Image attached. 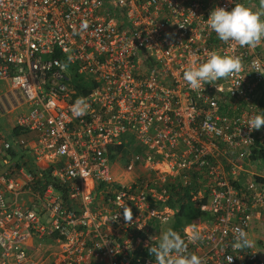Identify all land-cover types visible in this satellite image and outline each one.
Segmentation results:
<instances>
[{"label":"built area","instance_id":"1","mask_svg":"<svg viewBox=\"0 0 264 264\" xmlns=\"http://www.w3.org/2000/svg\"><path fill=\"white\" fill-rule=\"evenodd\" d=\"M235 3L264 13L259 0H0V80L27 106L9 132L0 126V264H37L45 244L50 264H156L150 248L186 187L206 214L174 229L189 252L264 264L253 240L264 159L252 156L260 129L246 125L263 110L264 41L241 47L207 28L215 7ZM212 52L241 70L193 91L183 72ZM78 98L88 105L79 117ZM120 146L124 166L111 158Z\"/></svg>","mask_w":264,"mask_h":264},{"label":"clouds","instance_id":"2","mask_svg":"<svg viewBox=\"0 0 264 264\" xmlns=\"http://www.w3.org/2000/svg\"><path fill=\"white\" fill-rule=\"evenodd\" d=\"M261 4L264 5V0H261ZM207 28L215 32L223 42H235L241 47L256 46L264 41V13H258L244 3H235L231 9L217 6L207 18ZM241 67L240 59L212 52L204 62L186 68L183 79L193 91H203L202 85L228 78L238 73ZM87 110V103L79 98L71 109L72 114L77 117L85 115ZM246 125L250 131L260 129L264 126V112L253 115ZM123 215L126 221H132L130 207L124 206ZM235 236L241 248H251L254 244L242 230L235 233ZM189 239L198 240L200 235L197 233ZM150 252L155 257L156 264H204L203 258L196 252H189L184 239L171 228L161 235ZM231 260L232 258L228 259Z\"/></svg>","mask_w":264,"mask_h":264},{"label":"trees","instance_id":"3","mask_svg":"<svg viewBox=\"0 0 264 264\" xmlns=\"http://www.w3.org/2000/svg\"><path fill=\"white\" fill-rule=\"evenodd\" d=\"M79 80V79H78ZM79 85L78 87H81V90L78 92L79 95L81 94H86V92L89 91V88L91 86L90 82L87 81L86 79L79 80ZM85 86V88L83 87ZM264 104V101H263ZM262 112H264V107ZM15 133H20V128H15ZM128 141L131 142L132 139L131 137L128 138ZM119 150L123 151L121 156H117V149L115 147L110 148V151L113 152L111 154V158L114 159H120V161H123V156L129 152L128 148H124L120 146ZM13 152H15L13 150ZM253 158H263L264 159V145L261 144V141L257 139L256 141V147L253 151ZM38 167H35V170H38ZM44 177L43 179L46 181H51L53 180L50 177V172H46L45 170H42L40 172ZM257 179L261 182H264V177L263 176H257ZM42 182V179L40 180ZM55 185L57 186L58 189L62 192V195L65 199L68 198V194L66 192V188L64 186H61L57 181H54ZM190 188L186 187L185 188V193L183 195H180L179 198H177L175 201H172V205H175L178 207V210L176 211L173 219L169 223V228L171 229H176L178 231H181L185 226L188 224L194 223V220L196 219H204L206 218V214L203 213L198 206H196V201L192 199L191 194L189 193ZM206 198L200 199L199 202L204 201ZM178 201V202H177ZM177 202V205H176Z\"/></svg>","mask_w":264,"mask_h":264},{"label":"rangeland","instance_id":"4","mask_svg":"<svg viewBox=\"0 0 264 264\" xmlns=\"http://www.w3.org/2000/svg\"><path fill=\"white\" fill-rule=\"evenodd\" d=\"M261 1V0H260ZM11 88L10 82L6 80H0V103H4L7 96L10 95L7 89ZM18 102H13L12 104H15ZM11 105V104H10ZM26 105H18L15 107L14 110H12L11 115L13 117H16L22 110L26 109ZM4 117L1 114V108H0V122L3 124ZM125 160L122 161V166H124ZM121 172V170H120ZM48 218V214H42V221L46 223ZM253 240L255 241L256 245L259 246L263 252H264V222L259 225V229L254 230V236ZM50 244H45L43 247H41L40 250H38L35 255L37 258H35L37 264H50L51 257H50V250H48V247Z\"/></svg>","mask_w":264,"mask_h":264},{"label":"crops","instance_id":"5","mask_svg":"<svg viewBox=\"0 0 264 264\" xmlns=\"http://www.w3.org/2000/svg\"><path fill=\"white\" fill-rule=\"evenodd\" d=\"M7 90H8L9 93L11 92L10 95L7 96V100H9L8 101L9 105L8 104H5V107H3L0 104L1 114L5 118L4 119V122L5 123L2 124L0 122V126H1L2 130H4L5 132H9L12 129V126L15 124V120H16V117H17V116L16 117H13L11 115L12 110H14L15 107H16L15 106L16 103L15 104H12L13 102H16V95L14 94V92L12 93V88H9ZM263 99H264V92H263ZM263 107H264V104H263ZM258 139L261 141V144L264 145V126H262L260 128V130H259Z\"/></svg>","mask_w":264,"mask_h":264},{"label":"flooded vegetation","instance_id":"6","mask_svg":"<svg viewBox=\"0 0 264 264\" xmlns=\"http://www.w3.org/2000/svg\"><path fill=\"white\" fill-rule=\"evenodd\" d=\"M260 1V0H259ZM260 3H261V1H260ZM262 5V4H261ZM263 6V9H264V5H262Z\"/></svg>","mask_w":264,"mask_h":264}]
</instances>
